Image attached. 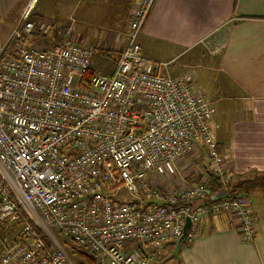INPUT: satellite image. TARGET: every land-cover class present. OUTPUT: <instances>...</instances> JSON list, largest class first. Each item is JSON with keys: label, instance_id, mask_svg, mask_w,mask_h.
Instances as JSON below:
<instances>
[{"label": "built area", "instance_id": "built-area-1", "mask_svg": "<svg viewBox=\"0 0 264 264\" xmlns=\"http://www.w3.org/2000/svg\"><path fill=\"white\" fill-rule=\"evenodd\" d=\"M154 1L136 0L113 71L85 82L92 45L19 44L45 26L34 20L40 0H28L10 37L16 49L0 56V223L21 225L0 264H74L71 249L96 264H153L166 245L177 246L187 218L183 242L192 243L221 214L254 240L249 195L226 189L232 177L212 130L216 106L194 87L192 72L170 75L167 63L142 53ZM200 143L227 196L207 203L216 193L206 172L168 193L148 181Z\"/></svg>", "mask_w": 264, "mask_h": 264}, {"label": "crops", "instance_id": "crops-1", "mask_svg": "<svg viewBox=\"0 0 264 264\" xmlns=\"http://www.w3.org/2000/svg\"><path fill=\"white\" fill-rule=\"evenodd\" d=\"M27 2L0 0V33H7L9 25L20 19ZM135 4L136 0H40L35 14L54 12L68 18L65 26L76 40H86V26L88 31L96 26L102 33L110 30L112 44L104 51L121 52L116 43L123 47L121 34ZM211 42L214 55L204 49L198 71L202 76L215 66L212 80L221 96L212 99L217 109L213 132L228 159L230 175L242 179L264 172V0H155L139 36L143 55L162 62L176 61ZM220 76L224 83H217ZM203 78H199L202 89H209L210 98L215 96V84ZM249 197L259 215L254 240H244L228 215L211 216L199 238L180 245L176 259L166 257L153 264H264V197L260 201ZM168 248L175 250L176 245H166L163 253Z\"/></svg>", "mask_w": 264, "mask_h": 264}, {"label": "rangeland", "instance_id": "rangeland-1", "mask_svg": "<svg viewBox=\"0 0 264 264\" xmlns=\"http://www.w3.org/2000/svg\"><path fill=\"white\" fill-rule=\"evenodd\" d=\"M56 1V0H54ZM134 10V9H133ZM133 10L130 12L129 18H128V23L125 26V30L123 34H121V37H125L126 34L128 33L129 30V25L132 20V15H133ZM22 14V13H21ZM56 14V15H55ZM54 12L50 15H39L35 14L34 20L36 22L37 27L41 24H45L43 31L38 30L34 32V36L30 39H28L25 42L19 43L20 45L24 46H31V47H37V48H44L51 46L57 42H60L64 40L65 38L68 39H73L75 41L81 42V43H87L89 45H92L95 49V55L93 58V68L95 71L100 72V73H110L112 69L115 66V63L113 62L112 56L114 53L118 52H109L112 55L105 54L106 51L104 49H110L108 47L111 46V38H109L111 35L110 30H106L102 33V28L101 27H94L92 29H89L86 26L87 30V37L85 41L81 40H76L73 38L71 32L73 33V30H70L68 26L66 27L65 25L69 24V19L68 18H62L61 15H58L57 13ZM47 16V17H46ZM21 19V17H20ZM19 20L15 21L14 23H11L8 27L7 33H0V56L1 57H8L14 50L16 49V45L13 44V41L10 40L11 33L13 29L17 26L19 23ZM65 29V32L60 34L59 30L63 27ZM116 27V26H115ZM115 27H109L107 29L115 28ZM74 35V33H73ZM38 36V37H37ZM40 36V37H39ZM124 40V38H122ZM103 41L102 46H98L97 44L101 43ZM121 44V41H119ZM124 45V44H123ZM214 45L213 42L204 44L201 47L200 51H191L186 54H183L178 60L176 61H157L160 63H167L166 66L163 67L164 71L169 73L170 75H179L187 72H192L194 74V87L197 90H202L201 92L205 94L204 96L206 99L213 103L210 98V96H207L206 92L204 89H202L200 83H199V78L204 76V80L210 83H214L216 86V83L212 80V77H214V71H215V66H211L210 70L204 75L200 76L199 75V68L201 67L204 55V49L207 50L208 54L214 55L213 53H210V49H212V46ZM113 46V45H112ZM117 49H123V47L118 46L116 43ZM121 47V48H120ZM97 49V50H96ZM120 50V51H121ZM117 51V50H116ZM200 54V56H199ZM218 55V54H217ZM216 55V56H217ZM196 59L199 60L200 63L196 62ZM214 62V61H213ZM216 62V61H215ZM199 64V65H198ZM176 69V70H175ZM202 74V73H201ZM224 77L220 76L217 79L218 81H222L224 83ZM222 84V83H221ZM220 84V85H221ZM214 91V88H213ZM224 93V96H228L227 91H222ZM245 101V100H244ZM247 100L245 101V103ZM214 104V103H213ZM248 102L245 104L247 105ZM216 118V115L214 116ZM214 123V120H213ZM212 130L214 129V124H212ZM214 133V132H213ZM209 161V154L208 152L206 153L205 149L203 147H199L195 150L194 153H192L189 156H186L178 161L171 162L169 164H165L162 166L161 169H155L154 173H151L149 182L152 185H155L162 189L165 193L174 191L175 189H178L177 187L179 186L180 188H183L186 186L188 182H191L193 180H197L199 178V175L201 173H204L206 170V164H208ZM126 198L129 199L130 196L126 194ZM251 196L254 198V201H260L261 198L264 197V193L262 191H252ZM260 206V205H259ZM227 216V215H226ZM230 217V216H229ZM228 217V218H229ZM229 221V220H228ZM229 223H232V221ZM21 225L17 224L14 227H7L3 224L0 223V229L3 231V234L7 238L8 244H12L15 241H18L20 236H21ZM70 257L73 261L74 264H81L79 261L80 259L78 256H74L70 254ZM171 259L177 258L176 255V250H173V248H168V253L165 254L162 251V255L156 260L159 261L163 258Z\"/></svg>", "mask_w": 264, "mask_h": 264}, {"label": "trees", "instance_id": "trees-1", "mask_svg": "<svg viewBox=\"0 0 264 264\" xmlns=\"http://www.w3.org/2000/svg\"><path fill=\"white\" fill-rule=\"evenodd\" d=\"M110 50H107L105 52V54H108V55H112ZM118 53H114L113 56H112V59H113V62L116 64L117 62V58L118 57ZM95 72L94 68L91 67V69L89 70L88 74L86 75L84 81L85 82H88L89 81V77ZM209 90V89H208ZM207 90V91H208ZM213 93L215 94V96L213 95L211 97V100L215 97L219 98L221 96V90L219 89L218 86H215L214 87V91ZM212 93V94H213ZM214 100V99H213ZM199 147H203L207 153V148L205 145L203 144H198L197 145V148ZM221 147V143H219L218 145V152L223 154V151L219 148ZM196 148V149H197ZM206 173L209 174L210 176V186L212 188V192L215 194V193H218L222 188H224V185L222 184L221 182V179L219 176H217L216 174L212 173V172H209L208 171V164H206V170H205ZM232 177V176H231ZM194 181V180H193ZM159 188V187H158ZM160 189V188H159ZM226 189L228 191H230V193H234V192H240V193H244V194H247V195H251L252 191H262V193H264V172H257L255 171L253 173L252 176H249V177H246V178H242V179H234V177H232L231 179V182L226 186ZM161 192H163L162 189H160ZM222 199V198H220ZM220 199H217V200H220ZM251 199V198H250ZM214 199L209 198L207 200V203H212L214 202L213 201ZM252 201V199H251ZM182 201L181 200H178L177 203H174V204H170V205H173V206H178L179 203H181ZM251 207H252V202H251ZM253 209V208H252ZM254 214L256 215L257 217V223H258V220H259V215L258 213H256L254 210H253ZM214 216V215H212ZM216 216V215H215ZM211 217V216H210ZM209 217V218H210ZM258 233V232H257ZM19 241V240H18ZM12 244H8L7 242V238L6 236L3 234V231L0 229V256L2 255V253L9 249L12 245ZM71 254L74 255V256H78V258L80 259V263L81 264H96L95 263V259L93 257H89L81 252H79L77 249H71Z\"/></svg>", "mask_w": 264, "mask_h": 264}, {"label": "water", "instance_id": "water-1", "mask_svg": "<svg viewBox=\"0 0 264 264\" xmlns=\"http://www.w3.org/2000/svg\"><path fill=\"white\" fill-rule=\"evenodd\" d=\"M227 196V190L225 188H222L218 193H216L215 195L212 196V199H220L222 197ZM191 225V221L189 218L186 219V223L184 225V231L182 236L180 237V239L177 241V246H176V254L180 248V245L182 244V242L185 240L187 233H188V229Z\"/></svg>", "mask_w": 264, "mask_h": 264}]
</instances>
